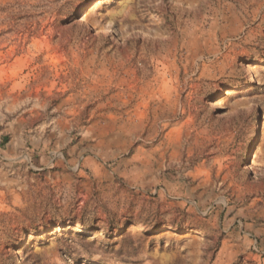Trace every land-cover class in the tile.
I'll use <instances>...</instances> for the list:
<instances>
[{"label": "rangeland", "instance_id": "rangeland-1", "mask_svg": "<svg viewBox=\"0 0 264 264\" xmlns=\"http://www.w3.org/2000/svg\"><path fill=\"white\" fill-rule=\"evenodd\" d=\"M0 151V264H264V0H0Z\"/></svg>", "mask_w": 264, "mask_h": 264}, {"label": "crops", "instance_id": "crops-1", "mask_svg": "<svg viewBox=\"0 0 264 264\" xmlns=\"http://www.w3.org/2000/svg\"><path fill=\"white\" fill-rule=\"evenodd\" d=\"M13 162V157L0 151V184L5 183L8 180V178H5V174H10V172H13Z\"/></svg>", "mask_w": 264, "mask_h": 264}, {"label": "bare ground", "instance_id": "bare-ground-1", "mask_svg": "<svg viewBox=\"0 0 264 264\" xmlns=\"http://www.w3.org/2000/svg\"><path fill=\"white\" fill-rule=\"evenodd\" d=\"M89 22H90V21H89ZM93 24H94V23H93ZM92 26H93V25H92ZM95 27H96V30H97V31H99V32H100V31H103V27H102V25L98 24V25H96ZM58 228H59V226H58Z\"/></svg>", "mask_w": 264, "mask_h": 264}]
</instances>
